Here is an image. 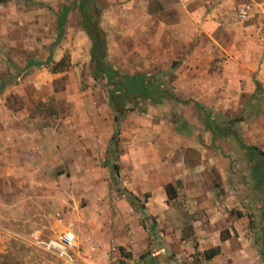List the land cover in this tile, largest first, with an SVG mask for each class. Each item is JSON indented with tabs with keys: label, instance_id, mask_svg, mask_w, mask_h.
<instances>
[{
	"label": "rangeland",
	"instance_id": "374dc122",
	"mask_svg": "<svg viewBox=\"0 0 264 264\" xmlns=\"http://www.w3.org/2000/svg\"><path fill=\"white\" fill-rule=\"evenodd\" d=\"M78 1L0 0V83L5 81L0 89V264H71L31 242L33 233L48 238L67 228L77 236L80 248L74 255L79 264H145V250L127 258L133 251L123 249L125 258H116L106 236V231L131 222L122 218L130 205L120 204L118 198L125 184L119 155L129 148L144 156L140 148L146 142V161L158 159L154 152L160 151L163 162L171 158L164 156L166 148L174 149V157L178 152V132L192 136L201 126L202 114L191 103L167 98L159 104H135L116 124L107 87L95 75L91 39L82 27ZM94 1L108 63L126 73L156 74L182 100L196 96L220 115L217 121H223L226 108L220 89H230L224 84L226 76L239 72L226 63L223 49H241L249 41L238 29L255 24L258 13L252 9L251 16L242 20L237 12L243 0L233 1L228 9L241 22L228 31L208 17L211 7L206 0ZM63 7L69 10L56 41V18ZM187 9L193 11L191 16ZM250 41L254 46L258 42ZM194 50L199 52L196 57ZM50 51L51 63L24 69L29 60H45ZM184 60L189 69L182 66ZM58 62L61 70L53 72ZM206 84L212 85L211 96L205 94ZM261 94L264 87L259 86L258 101L253 103L256 113L244 121L256 123L257 131L250 132L251 125L239 130L240 121L235 129L246 144L253 145V139L264 151ZM131 141L134 146L127 144ZM207 153L220 159L207 168L200 186L201 191L214 192L211 216L197 209L198 236L179 252L164 249L163 255L168 264H206L203 251L220 245L215 263L207 264H264V192L254 189L244 150L231 134H218ZM169 204L167 218L180 235L197 233L183 194ZM139 219L145 229L153 224L150 218ZM199 236L204 237L203 244ZM103 244L109 246L104 251L84 249Z\"/></svg>",
	"mask_w": 264,
	"mask_h": 264
},
{
	"label": "crops",
	"instance_id": "0c3cea01",
	"mask_svg": "<svg viewBox=\"0 0 264 264\" xmlns=\"http://www.w3.org/2000/svg\"><path fill=\"white\" fill-rule=\"evenodd\" d=\"M168 1L165 0V2ZM233 1L236 2L237 0H222L220 4L215 5L214 0H206L208 6L211 7L208 17L212 19V22L214 21L218 22V24L220 23L222 28H227L228 31L232 27L237 28V24H240L241 22H239L237 17H235V15H233L228 9L232 7L231 3ZM253 11L255 14L258 13V17H255L256 23H250L244 27L243 30L241 28L238 30H240V32L245 35V38H250L249 41L256 40L258 42L254 46L252 41H247V43L243 44L241 49H236L235 47L231 46L223 49L226 54V63H228V65H232L233 68H236L239 72L237 75L234 74L235 76H226V82L224 84L230 89H220V100L223 104L222 108H226L222 112L226 113V117H235L232 115L236 113H242L241 116L243 119L238 123L237 126L240 127L237 128L243 131L244 128L248 127V125H251V128L249 127L248 129L250 132L257 131V124H253V122L245 123L244 121L246 117L248 118L254 116V113H256L253 103L255 100L258 101L259 86L260 88L261 86L262 88L264 87V45L260 44V37L262 38V36H264V0H254ZM187 12L189 16H191L190 14H193L191 9H187ZM165 37L169 38L168 33H165ZM229 43L230 42H228V45ZM195 50L193 56L196 57L199 52H196ZM186 56L188 57V55ZM195 62L196 58L191 64L194 69L196 67L195 65H197ZM226 63H223L224 66ZM188 64L189 62L186 60L182 62V66H186L189 69L190 66H187ZM209 64L210 61L206 62L204 65L205 68L208 67ZM256 81L259 83V85H256ZM205 90L208 91L205 94L211 96L213 91L212 85L206 84ZM261 96L264 97V94H261ZM192 100L200 102L197 100L196 96ZM232 103H234V105ZM178 134L180 137L178 143L179 147L177 150L178 152L174 157L172 156L174 149L172 147H169L168 149L166 148L164 156H169L171 158H165L166 160L163 162H161L163 153L160 151L154 152V156L158 159L146 161V153L149 151L145 149L146 147H149L147 146L146 142L142 143V147L140 148V150H144V156L142 154L138 157L133 153L132 150H129V148L119 155L118 162L122 166L120 171L124 173L123 180L125 184L123 188L131 191L138 197H141L142 194L148 193L149 198L145 202L143 211L139 212L137 215L131 211L134 209H132L131 206L127 208V211L123 217L120 216L121 213L117 212V215L122 218L128 217V220H131L130 224L126 223L124 224L125 227L118 226L116 228L110 229V231H106V233L108 232L106 236L110 237L111 240V245L109 246H111V248L115 251L114 255L116 258H125L124 255L121 254L123 249H131L133 251V254L131 256L129 255L127 258H134L137 251L145 250L148 255L144 256L145 264H168V259H166V257L163 255L164 249H170L174 253H177L180 251L182 245L184 246L186 243L193 242V238L198 236L197 234L199 230L196 229V224L201 221L199 218L195 217L197 215V209H204L203 212L208 214V216H211V214H209L211 213L212 209L210 198L214 192L212 190H207L206 192L201 191L200 186L205 181L204 176L206 174L207 168L211 167L213 164L215 166L218 165L217 160H220L219 158L214 159V157H210L207 153L208 147H210L214 141L212 133L205 127L204 123L201 122V126L198 128V131L195 135L185 136L186 134L182 131L178 132ZM131 142L127 144L134 146L135 144L133 141ZM251 142L253 145L262 150L261 145L257 143V141L251 139ZM156 161L160 162L156 163ZM131 166L133 168H131ZM176 181H180L178 186L181 187L178 188L177 195L183 194L186 202L189 204L188 212L191 216L193 215L190 220V224L197 232L187 236H181L179 229H176L167 218V216L170 215L171 209L169 203L174 198L168 200L164 186L169 182L176 184ZM118 198L120 204L123 205L128 203L124 198L120 196H118ZM139 216H141L143 220L146 218L152 219L153 225L150 226V228L148 227L145 229L138 222V220H140ZM90 227L91 225H89V229ZM198 239L203 244L204 237L199 236ZM109 246L107 244H103L102 246L91 245L88 247L87 245V247H84V249H97L104 251L105 248ZM216 246L219 247L220 253V251H222L220 245H215L214 247ZM82 252L84 254V251ZM219 253L212 258H206V264L211 261L215 263ZM77 256L81 257L80 259L85 260V262H89V259L86 256ZM75 260L76 263L79 264V259L77 257Z\"/></svg>",
	"mask_w": 264,
	"mask_h": 264
},
{
	"label": "trees",
	"instance_id": "16d2710c",
	"mask_svg": "<svg viewBox=\"0 0 264 264\" xmlns=\"http://www.w3.org/2000/svg\"><path fill=\"white\" fill-rule=\"evenodd\" d=\"M78 10L81 16V24L83 29L91 39V60L95 65V75L101 77L108 91V104L114 112V121L118 125L124 116L134 109L135 104L147 101L150 104H159L163 99L167 98L176 102L185 104L191 103L194 108L202 114V122L205 127L212 133L213 140L218 134H231L238 145L244 150L247 161L251 167V179L256 191L264 192V151L255 145L246 144L237 132L236 124L243 119L242 116L223 117V121H217L220 115L208 109L204 104L192 99L182 100L175 94L172 88L164 86L156 74L150 72L126 73L108 63L105 60L106 42L105 36L98 25V17L95 15L98 10L94 0H79ZM69 8L63 7L56 18L57 36L59 40L64 28V22ZM52 62V51L45 60H29L24 69L31 66H45ZM61 63H55L52 67L53 72L61 70ZM256 85L259 83L256 81ZM5 86V81L0 83V89ZM113 137L111 142L113 143ZM117 164L113 165V170L118 171ZM180 181H176V185L169 182L164 186L168 200L176 197V186ZM120 197L124 198L134 210L143 211L145 202L149 198V194L145 193L141 199L127 189L120 190ZM222 240L225 237H220ZM219 253V247H212L203 251L205 258L209 259Z\"/></svg>",
	"mask_w": 264,
	"mask_h": 264
},
{
	"label": "built area",
	"instance_id": "2783aa9c",
	"mask_svg": "<svg viewBox=\"0 0 264 264\" xmlns=\"http://www.w3.org/2000/svg\"><path fill=\"white\" fill-rule=\"evenodd\" d=\"M252 9L253 1L243 0L237 12L238 18L242 20L249 18ZM31 242L47 252L54 253L68 263L76 264L74 254L78 251L80 245L76 234L71 228H67L58 235L48 238H41L37 233H33L31 236Z\"/></svg>",
	"mask_w": 264,
	"mask_h": 264
}]
</instances>
